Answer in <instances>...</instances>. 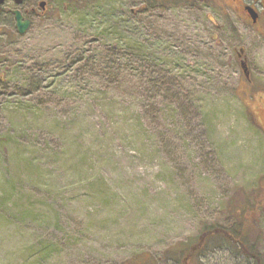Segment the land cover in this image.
<instances>
[{
    "label": "rangeland",
    "instance_id": "obj_1",
    "mask_svg": "<svg viewBox=\"0 0 264 264\" xmlns=\"http://www.w3.org/2000/svg\"><path fill=\"white\" fill-rule=\"evenodd\" d=\"M15 8L0 14V264H178L167 250L241 224L264 260V115L244 96L264 88V34L222 0H24L25 34ZM242 250L212 238L200 264H253Z\"/></svg>",
    "mask_w": 264,
    "mask_h": 264
},
{
    "label": "trees",
    "instance_id": "obj_2",
    "mask_svg": "<svg viewBox=\"0 0 264 264\" xmlns=\"http://www.w3.org/2000/svg\"><path fill=\"white\" fill-rule=\"evenodd\" d=\"M147 2L153 6L160 2V0H147ZM245 81L252 84L251 80L245 78ZM249 87L250 88L244 92V96L253 101V106L259 105L260 99L264 95V88L260 86L257 88L252 85H249ZM249 110L251 111V109ZM238 228L240 230L236 228L227 229L222 226H208L203 229L199 235L190 239L188 242L178 243L173 248L167 250V256L168 254H173L178 264H200V258L205 254L204 252L209 246L210 240L212 238H218L219 240L223 239V241L233 242L239 245L241 250L243 249L242 251L250 258L255 259L253 264H264V260L260 256L246 247V236L248 231H246L245 236L242 235L245 225L241 224ZM124 264H156V262L151 256L141 254Z\"/></svg>",
    "mask_w": 264,
    "mask_h": 264
},
{
    "label": "flooded vegetation",
    "instance_id": "obj_3",
    "mask_svg": "<svg viewBox=\"0 0 264 264\" xmlns=\"http://www.w3.org/2000/svg\"><path fill=\"white\" fill-rule=\"evenodd\" d=\"M162 1H171V0H162ZM205 1L207 2V1H216V0H199V2H205ZM222 1H224L225 4L229 6L233 10V12H235L245 24L252 25L259 34H264V0H222ZM8 3H14V0H7L3 5V8L0 10V14L4 13V10ZM39 9H41V13L44 14L47 9V3L45 8L40 7ZM13 11L14 9L11 11V13L15 20V15L13 14ZM33 11H35V9H33ZM22 13L25 18H30V15L27 12H22ZM2 26H5V24L3 23V25L2 24L0 25V27ZM14 28L17 30L16 20H15ZM3 73L0 72V82L4 81L5 76ZM255 107L258 114L264 115L263 97L260 99L259 105H256Z\"/></svg>",
    "mask_w": 264,
    "mask_h": 264
},
{
    "label": "water",
    "instance_id": "obj_4",
    "mask_svg": "<svg viewBox=\"0 0 264 264\" xmlns=\"http://www.w3.org/2000/svg\"><path fill=\"white\" fill-rule=\"evenodd\" d=\"M6 1L7 0H0V10L2 9V7ZM14 2L16 3V5L20 6L23 3V0H14ZM39 5H40V7L45 8L46 1H41L39 3ZM251 13H252V11H251ZM13 14L15 15L16 27H17L18 33L19 34H25L29 30V28L32 24L31 20L29 18H25L20 9H15L13 11ZM243 53H244V49H240L239 57H242ZM241 69H242L245 77L249 79L250 78V70H249L247 60L244 58L241 60Z\"/></svg>",
    "mask_w": 264,
    "mask_h": 264
}]
</instances>
